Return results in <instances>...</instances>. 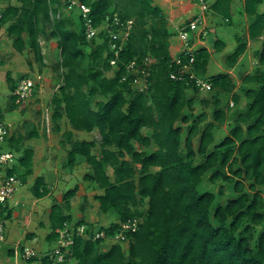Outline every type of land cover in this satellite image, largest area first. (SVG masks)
Listing matches in <instances>:
<instances>
[{
  "label": "trees",
  "instance_id": "trees-1",
  "mask_svg": "<svg viewBox=\"0 0 264 264\" xmlns=\"http://www.w3.org/2000/svg\"><path fill=\"white\" fill-rule=\"evenodd\" d=\"M80 1L90 7L96 26L111 13L133 20L114 66L110 65L114 55L106 31L100 30L97 37L86 40L80 15L75 11L62 13L65 0H16L3 10L2 23L15 51L32 49L40 64L39 35L56 40L59 60L53 68L61 82L50 98L51 121L58 131V122L65 117L71 127L62 134L70 146L65 165L74 167L78 159L88 165L83 179L101 190L94 196L99 211L115 214L116 221L97 226L96 230L103 231L107 238L95 240L91 237L93 224L82 218L74 222L75 226L86 225L85 233L90 237L72 236L73 243L62 248V262L49 257L54 247L39 257H19L29 263L39 258L40 264H69L70 260L74 264H264V41L258 52L259 67L241 78L243 85H253L241 88L247 98L245 111L236 114L228 134L210 148L214 124L226 120L220 95H230L233 104L238 103L239 95L234 93L235 85L228 73L206 75L210 61L207 48L193 50L192 71L210 83L216 123L208 122L198 130L205 115L193 116V97H185L186 90L198 92V88L188 74L181 79L170 77L183 68L169 54L173 32L163 10L152 0ZM262 2L244 0L250 40L264 33V11H258ZM230 3L214 0L211 7L217 15L229 18ZM236 43L233 52L225 56L228 68L244 53L246 37H238ZM224 46L221 40L212 44L215 52ZM188 57L181 55L183 64ZM135 58L138 62L152 59L144 93L131 88L132 76L121 81L126 65ZM109 71L110 76L106 75ZM6 78L12 90L15 80L10 73ZM10 100L9 109L21 104L13 96ZM185 108L188 111L184 113ZM72 130L96 131L99 138L72 140ZM36 136L34 128L27 134L28 138ZM8 146L20 153L17 173L24 184L32 174L33 150L22 148L21 135L11 134ZM96 146L97 154L92 152ZM196 156L200 157L198 163ZM207 173L210 182L229 183L235 195L221 204L215 199L223 194V186L216 194L199 191ZM77 190L75 186L62 194L65 208L69 209ZM32 192L36 199L49 193L42 176L35 177ZM62 204H52L48 214L50 231L46 238L54 246L58 235L55 230L73 222L72 215L62 211ZM133 218L137 226L134 232L125 233L129 243L124 251L121 240L114 236L123 223ZM109 240V247L102 249ZM14 249H8L7 254L14 256Z\"/></svg>",
  "mask_w": 264,
  "mask_h": 264
},
{
  "label": "rangeland",
  "instance_id": "rangeland-1",
  "mask_svg": "<svg viewBox=\"0 0 264 264\" xmlns=\"http://www.w3.org/2000/svg\"><path fill=\"white\" fill-rule=\"evenodd\" d=\"M10 3L16 4L17 2L16 0H10ZM259 10L264 11V0L259 6ZM61 11L64 14H68L64 8ZM215 20L212 24V29H210L204 38L205 45H210V48L213 49L212 44L214 40L220 39L226 43V48L224 49V54L221 53L222 51L219 53L212 51V63L207 67V76L225 72V56L233 52L236 47V35L243 38L245 35L246 42L250 41L246 35V32L248 33L249 20L243 25V30L240 27H236L234 22H224V17L220 15ZM170 30L173 32L174 37L175 31L171 28ZM38 41L42 64L37 61L30 48H26L21 53L15 51L11 45V38L6 34L5 27L0 38L2 61L0 64V107L2 108L3 119L9 124L11 134L23 136L22 148H31L33 150L32 174L26 177L24 184L17 186L9 201L10 207H13V210L10 218L5 222V238L3 241H0V264H40L39 258L29 263L20 257L9 256L7 250L14 247L17 243L30 246L38 253H43L49 250V248L54 247V244L49 243L46 238L50 231L48 225L49 211L54 203L61 206L62 194L75 186L78 187V190L70 199L69 209L65 208L62 204V211L72 215L73 222L71 224L75 225L74 222L82 218L85 222L93 224L92 230H95L97 226H108L110 223L116 221L115 214H103L99 211L98 202L94 199V196L101 193V190L94 183L83 179V175L89 171L88 165L79 159L74 167H67L65 165L67 151L70 146L62 134L65 131L71 130V127L67 119L63 117L58 122L59 130L54 129V124L51 121L52 105L50 104V98L61 82V78L53 68L55 62L59 60V49L57 48L56 40L51 39L46 34H40ZM262 41H264L263 38L252 40L249 50L241 60V64L233 71L234 74L228 72L230 79L235 85L233 91L239 95V101L237 104H233L230 101V95H220L221 105L226 113V120L222 124H214L215 126L212 130L213 143L209 146L210 148L228 134L231 125L234 123L233 120L236 114L244 112L246 109L247 98L243 95L241 88L242 86L253 85H243L241 78L246 73H253L259 67L258 52ZM87 50H89V47ZM149 59L152 60L151 58ZM7 73H10L11 77L15 80L14 83L22 75L36 79L40 86L38 95L27 102L18 104L13 109H9L11 100L9 97L10 83L6 78ZM111 74V71L106 73L108 76ZM212 93L211 89L209 91L198 90V92H193L190 89L185 91L186 99L193 97L190 108L193 116L201 113L205 115L204 121L199 123L198 130L202 129L208 122L216 123L212 116L214 106L211 99ZM95 99L99 100L100 97H96ZM226 99L228 100V104L226 103ZM203 100L206 103L202 102ZM187 111L188 109L185 108L184 113ZM193 116L189 118V122L194 118ZM185 126L186 124L182 125V135L185 134ZM242 126L245 127V125ZM33 128L36 130L37 136L28 138L27 134ZM144 132L146 133L147 130L144 129ZM72 134V140L99 138L96 131L72 130ZM193 144L194 148H196V139H194ZM98 150L99 147L96 146L92 152L97 154ZM199 161L200 157L196 156L195 163ZM108 172L111 174L110 169H108ZM209 174L207 173L203 177L199 191L205 189L216 194L219 187L223 186V194L216 197L215 200L224 204L227 199L233 197L235 194L226 181L217 180L216 182H210L208 179ZM37 176L44 178L45 184L49 189V193L40 199H36L32 192V185ZM15 202L19 204L15 206ZM111 243L110 240L106 241L102 249L108 248ZM120 243L124 251H127L128 240L120 241ZM53 264L58 263L54 262ZM69 264H74V261L70 260Z\"/></svg>",
  "mask_w": 264,
  "mask_h": 264
},
{
  "label": "built area",
  "instance_id": "built-area-1",
  "mask_svg": "<svg viewBox=\"0 0 264 264\" xmlns=\"http://www.w3.org/2000/svg\"><path fill=\"white\" fill-rule=\"evenodd\" d=\"M64 9L67 12L76 11L83 22V33L86 40H91L98 36L100 30H105L108 35V44L110 51L113 52L114 57L110 60V65L114 66L116 57L125 44L130 31L133 27L132 19L123 20L117 13L107 14L101 23L96 26L90 15V7L80 0H65ZM10 3V0H0V38L4 25L2 23L3 10ZM198 4V13L188 22L184 23L177 30V36L182 43V50L173 57V61L176 65L182 64V70L179 74L171 73L170 77L173 79L184 78L185 74H188V79L193 80L198 90L209 91L211 89L210 83L201 78L196 77L192 71V63L194 61L192 40L193 35L197 36L198 41H202L208 34L206 26L200 27L199 24L203 20L205 12L208 10V4L206 0H196ZM264 39V34L261 36ZM181 55L189 56L187 63H182ZM1 59V52H0ZM152 60L149 58H143L141 62L135 58L126 65V72L122 75L121 81H125L128 76H132L129 84L131 88H136L139 92H146L149 85L150 65ZM137 86V87H136ZM40 86L38 81L32 77L24 76L19 77L16 80L14 88L10 90L9 97L13 96L20 103L27 102L30 99L36 97L39 93ZM36 92V93H35ZM11 136V128L8 123L3 119L2 108L0 107V241L5 238V222L9 213H12L13 207H10L9 201L13 196L17 186L23 184L21 177L17 173L19 166V155L12 151L8 146V138ZM19 203L15 202V206ZM73 224L64 223V225L55 230L58 234L55 240V246L49 253L50 258L56 262H62L64 260V253L62 248H66L73 243L72 236H85L90 237V234L85 233L87 230L86 225L75 226ZM137 226V219H129L123 223L120 230L114 236V239L126 241L127 232H134ZM91 237L93 240L98 238H105L103 231L92 230ZM107 238V237H106ZM105 238V239H106ZM21 247V250L19 249ZM14 256L19 255L24 258H32L42 256L35 249L25 244L17 243L14 246Z\"/></svg>",
  "mask_w": 264,
  "mask_h": 264
},
{
  "label": "crops",
  "instance_id": "crops-1",
  "mask_svg": "<svg viewBox=\"0 0 264 264\" xmlns=\"http://www.w3.org/2000/svg\"><path fill=\"white\" fill-rule=\"evenodd\" d=\"M206 1L208 4V10L205 12L203 20L201 21L199 26L200 27L206 26V29L209 32L210 29H212V24L213 22L216 21L215 19L217 18L218 15L214 12L213 8L211 7V4L213 3L214 0H206ZM152 3L159 6L163 10V12L166 15L167 22H168V28L169 29L171 28L175 31L174 37L172 35L171 38L169 39V48H168L170 56L175 57L183 48L181 41L176 35V32L181 25L191 20L198 13L199 11L198 4L196 3V0H153ZM243 5H244V0H231L229 18H224V22L226 23L234 22L236 27H240L241 30H243L244 29L243 25L246 24V21L248 20L246 14L243 12ZM258 11L263 12L259 10V7H258ZM246 35H247V32H246ZM238 37L240 36L236 35L235 40ZM216 40H220V39H216ZM251 41L252 40L250 41L248 40L244 53L238 58L237 62L234 64L233 67L228 68L225 65L224 71L226 73L229 72L230 74H234L233 71H235L237 66L241 64V60L245 57V53L249 50ZM192 44H193L192 48L194 50L199 47L207 48V50L210 53V61L208 64L210 66L212 63V58H211L212 51H214V49H211L210 45L208 46L205 45V39L202 41H198L196 35H193ZM224 45L225 46L223 50H221L222 52L220 51L223 54H224V49L226 48L225 42H224ZM246 74H249V73H246Z\"/></svg>",
  "mask_w": 264,
  "mask_h": 264
}]
</instances>
